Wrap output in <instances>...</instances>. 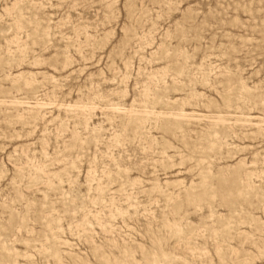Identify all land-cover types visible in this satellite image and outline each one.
I'll return each instance as SVG.
<instances>
[{
	"label": "rangeland",
	"instance_id": "obj_1",
	"mask_svg": "<svg viewBox=\"0 0 264 264\" xmlns=\"http://www.w3.org/2000/svg\"><path fill=\"white\" fill-rule=\"evenodd\" d=\"M0 264H264V0H0Z\"/></svg>",
	"mask_w": 264,
	"mask_h": 264
},
{
	"label": "bare ground",
	"instance_id": "obj_2",
	"mask_svg": "<svg viewBox=\"0 0 264 264\" xmlns=\"http://www.w3.org/2000/svg\"><path fill=\"white\" fill-rule=\"evenodd\" d=\"M7 10H8V8H7ZM21 52H22V51H21ZM15 76H16V75H15ZM15 76H14V77H15ZM27 81H28V80H27Z\"/></svg>",
	"mask_w": 264,
	"mask_h": 264
}]
</instances>
